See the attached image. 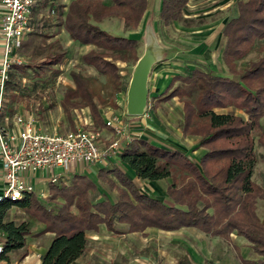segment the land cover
<instances>
[{
	"label": "trees",
	"instance_id": "trees-1",
	"mask_svg": "<svg viewBox=\"0 0 264 264\" xmlns=\"http://www.w3.org/2000/svg\"><path fill=\"white\" fill-rule=\"evenodd\" d=\"M186 1L160 0L161 23L179 19ZM146 3L147 0H68L61 6L64 8L58 22L68 36L80 44L94 46L83 52L80 60L102 74L115 91L121 88L116 60L135 61L139 57L137 40L112 34L97 22L116 16L125 25L136 26ZM221 32L222 61L236 77L189 68L171 76L166 85L170 89L162 97H180L181 133L198 136L196 146L204 148L197 161L182 149L157 145L141 137L129 140L117 152L119 161L140 179L169 176L171 181L165 186V193L171 202L141 191L118 165L96 172L97 177L115 189L113 201L106 196L96 199L95 182L85 173H72L66 181L48 183L45 200L29 191L15 199L0 198L1 257L5 258L9 250L22 249L24 235L30 232L25 220L8 218V209L16 206L43 223L36 234L52 233L41 264L71 263L83 252L86 230L104 223L107 229L115 231L116 221L126 223L127 231H141L146 226L165 230L193 226L225 240L233 232L249 241L259 255L251 259L237 253L240 264H264V220L255 211L256 199L264 200V187L250 177L255 163L251 135L254 128L258 129L256 140L264 151V129L259 122L264 113V53L247 66L235 68L236 59L264 40V0H237L235 11L225 19ZM63 52H47L40 61L11 62L5 89L13 70L20 75H39L46 68L56 72L50 66L61 60ZM70 76L73 86L66 87L59 102L66 118L71 120L72 108L87 106L92 122L110 129L94 100L92 87L80 74L72 72ZM176 80L181 84L172 85ZM228 105L241 109L246 117L213 110ZM48 201L57 206L46 205ZM24 253L22 249L18 257Z\"/></svg>",
	"mask_w": 264,
	"mask_h": 264
},
{
	"label": "rangeland",
	"instance_id": "rangeland-1",
	"mask_svg": "<svg viewBox=\"0 0 264 264\" xmlns=\"http://www.w3.org/2000/svg\"><path fill=\"white\" fill-rule=\"evenodd\" d=\"M34 1L35 15L32 16L33 20L30 19V28L23 36L22 46L16 50L19 61L21 63L40 61L47 52L53 50H63V56L58 63L50 66L56 68V72L46 68L39 75H33L31 72L20 75L13 70L9 78L10 83L4 89L2 102L4 111L30 116L39 129L48 132H61L73 128L101 129L92 122L87 106L72 108L71 120L66 118L61 109L59 102L64 90L73 86L70 73H78L95 92L94 100L103 120L112 119L116 124L128 126L125 139L121 141L122 145L131 139L141 137L157 145L182 149L197 161L204 148L196 146L198 136L181 133L180 97L174 95L164 100L162 97L170 89L166 88V85L171 76L185 73L189 68L195 67L213 74L236 77V74L227 70L221 58L224 41L221 28L225 19L234 13L237 0H187L179 19L168 24H162L158 18L160 0H147L146 8L136 26L125 25L121 18L116 16H106L97 22L101 28L112 34L136 38L137 56L141 55L145 45L151 48L154 59L146 75L145 103L138 115L127 113L125 106L126 89L135 61L116 60L121 76V88L115 91L102 74L80 60V55L94 46L80 44L71 39L59 25L60 10L63 9L61 6L68 0ZM50 8H53L52 17L46 19L45 14ZM260 43L235 60L236 69L247 66L264 53V40H260ZM177 83L181 84L176 80L172 85ZM213 110L246 117L241 109L230 105L214 107ZM259 122L264 129V113ZM104 130L100 140L107 144L114 138L115 133H109L110 129L107 127ZM251 135L256 161L255 178L264 174V151L256 140L258 129L254 128ZM121 147L116 151L118 152ZM127 174L134 179L141 191L161 199L164 196L168 197L164 190L162 192L164 184L162 179L159 185L156 183L153 185L154 182L138 178L133 171ZM105 183L104 187L110 191V187ZM36 196L39 197L37 194ZM46 205H52L53 208L57 206L50 201Z\"/></svg>",
	"mask_w": 264,
	"mask_h": 264
},
{
	"label": "crops",
	"instance_id": "crops-1",
	"mask_svg": "<svg viewBox=\"0 0 264 264\" xmlns=\"http://www.w3.org/2000/svg\"><path fill=\"white\" fill-rule=\"evenodd\" d=\"M50 9L45 14L46 19L52 17L53 8ZM35 10L36 3L32 7L31 19L33 14L35 15ZM2 49V38L0 36V59ZM11 115L2 108L0 122L4 123L7 118H11ZM104 128L101 127V134L105 131ZM127 128L128 126L125 125L123 129L124 135H126ZM108 132L111 133V130H108ZM113 165H118L126 172L132 171L119 161L118 156L114 155L102 165L84 164L83 162L74 163L71 170L65 175L67 177L66 180H68L69 175L72 173H85L95 182L96 199L106 196L109 200L113 201L116 196L115 189L110 188L111 192L106 190L103 185L105 181L96 176L99 168H108ZM255 166L256 161L252 167L250 177L254 182L264 187V174L254 178L256 175ZM54 171L57 172L58 168H55ZM48 174L49 171L45 169H36L33 174L27 176L26 181L32 184L35 195L39 191L46 192L47 195ZM109 176L111 175L109 174ZM160 179L164 182L162 185L163 192L167 183L171 181L169 176L147 180L154 182L153 185L155 183L159 185ZM3 186L4 180L0 172V194L2 193ZM161 200L167 201V203L171 202L170 198L165 196ZM52 204L56 203L52 202ZM255 211L257 216L261 220H264L263 199H256ZM8 218L14 221L25 220L30 232L24 235L22 249L25 250V253L23 256L18 257L22 250L21 248L12 249L5 254L6 257L3 258L4 262L41 264V255L52 233L45 231L36 234L42 229L43 223L29 216L19 207L11 206L8 209ZM126 227V223L116 221L114 223L115 231L107 229L104 223H99L96 229L86 230V242L83 252L69 264H240L237 253L244 258L251 259L259 256L253 251L249 241L233 232L230 233L229 240H225L219 236H210L193 226H180L171 230L146 226L141 231H127Z\"/></svg>",
	"mask_w": 264,
	"mask_h": 264
},
{
	"label": "built area",
	"instance_id": "built-area-1",
	"mask_svg": "<svg viewBox=\"0 0 264 264\" xmlns=\"http://www.w3.org/2000/svg\"><path fill=\"white\" fill-rule=\"evenodd\" d=\"M34 0H0V36L2 56L0 59V112L4 101V85L11 62H20L16 50L23 35L30 28ZM52 11V9H50ZM115 136L107 144L100 140L98 128H73L66 131H44L39 129L30 116L13 113L4 123L0 122V172L4 186L0 198H19L23 192H34L27 176L36 169L49 171L48 183L66 181L67 173L76 162L84 164H105L122 146L125 124H116L112 119L104 120ZM58 168L55 172L54 169ZM71 175V174H70ZM69 175V176H70ZM45 197L46 192L36 193ZM3 235L0 231V252ZM0 264H20L4 262Z\"/></svg>",
	"mask_w": 264,
	"mask_h": 264
},
{
	"label": "water",
	"instance_id": "water-1",
	"mask_svg": "<svg viewBox=\"0 0 264 264\" xmlns=\"http://www.w3.org/2000/svg\"><path fill=\"white\" fill-rule=\"evenodd\" d=\"M153 59V54L148 48L147 51L143 50L133 64V70L126 89L125 106L129 114L138 115L142 112L147 94L146 75Z\"/></svg>",
	"mask_w": 264,
	"mask_h": 264
},
{
	"label": "bare ground",
	"instance_id": "bare-ground-1",
	"mask_svg": "<svg viewBox=\"0 0 264 264\" xmlns=\"http://www.w3.org/2000/svg\"><path fill=\"white\" fill-rule=\"evenodd\" d=\"M148 48L151 50V48H150L148 45H145L144 48H143V50L147 51ZM151 52H152V51H151ZM139 56H140V55H139Z\"/></svg>",
	"mask_w": 264,
	"mask_h": 264
}]
</instances>
